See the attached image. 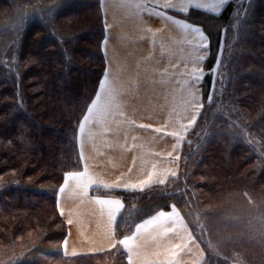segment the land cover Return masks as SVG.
<instances>
[{"label": "trees", "instance_id": "1", "mask_svg": "<svg viewBox=\"0 0 264 264\" xmlns=\"http://www.w3.org/2000/svg\"><path fill=\"white\" fill-rule=\"evenodd\" d=\"M234 1L218 15L181 16L203 30L209 54L178 176L135 192L92 189L123 203L117 242L68 256L56 197L65 174L82 168L77 131L104 73L100 0H0V60L12 55L0 64V264H127L120 239L172 206L205 254L201 264H264V0ZM84 9L90 22L74 27ZM216 62L228 80L213 77Z\"/></svg>", "mask_w": 264, "mask_h": 264}, {"label": "crops", "instance_id": "2", "mask_svg": "<svg viewBox=\"0 0 264 264\" xmlns=\"http://www.w3.org/2000/svg\"><path fill=\"white\" fill-rule=\"evenodd\" d=\"M230 1L100 0L104 73L77 131L82 168L65 174L56 197L67 226L65 255L103 252L117 242L123 203L92 189L135 192L178 176L209 54L203 30L181 16L191 9L218 15ZM119 243L127 264L205 260L173 206L138 223Z\"/></svg>", "mask_w": 264, "mask_h": 264}, {"label": "rangeland", "instance_id": "3", "mask_svg": "<svg viewBox=\"0 0 264 264\" xmlns=\"http://www.w3.org/2000/svg\"><path fill=\"white\" fill-rule=\"evenodd\" d=\"M240 1L241 0H235L234 1V4H236V7L237 8H239L240 7ZM78 10H79V8H78ZM80 13H83V14H85L84 16H82V17H78V19L76 20V22L74 23V27H82V26H84V25H86L87 23H88V21L90 22V17H92V15L89 13V11L88 10H86V9H84V10H81L80 11ZM15 18H14V16L12 17V19H11V22H13V20H14ZM92 21V20H91ZM85 44H88V43H85ZM220 49H222V47H220ZM7 52H8V50H6L5 52H3V54L4 53H6L4 56H3V58L0 60V64H3V63H5L6 62V60H7V58H8V56H10V53L9 54H7ZM12 56V55H11ZM11 56H10V58H11ZM13 58V57H12ZM76 60L78 61V63H80V64H84V60L81 58V57H79L78 55H76ZM217 61H218V59H217ZM87 64V63H86ZM217 70H218V62H216L215 63V65H214V69H213V77L215 78V79H221V80H228V77L226 78V77H224V76H221V77H217ZM214 79V80H215ZM201 94H202V88H201ZM208 103H211V96L208 98ZM199 108H203V103L201 102V104L200 105H198V107H197V109H195V111H194V117L196 116V115H198L199 116V114H200V112H201V109H200V112H199V114H198V110H199ZM229 109H230V112L233 110V108L232 107H229ZM198 118V117H197ZM241 118H242V116H241ZM248 121V120H247ZM253 144V147L256 145V142L255 143H252ZM191 214V220H192V223H193V225H194V228H195V230H196V232L199 234V233H201L202 232V230L204 229V222H202L201 220H202V217H201V215L199 214V213H197V210L195 209V208H193V210H192V212L190 213ZM27 232H28V230H27ZM26 231L24 232L25 234L27 233ZM27 238H28V233H27V235H25ZM15 237L17 238V234L15 235ZM15 238V239H16ZM1 252V251H0ZM95 253H98V252H95ZM86 254H94V253H86Z\"/></svg>", "mask_w": 264, "mask_h": 264}]
</instances>
